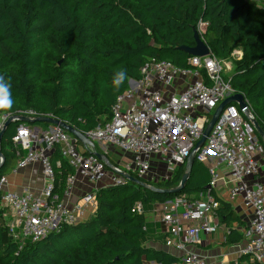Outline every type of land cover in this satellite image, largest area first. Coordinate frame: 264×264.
Instances as JSON below:
<instances>
[{
    "label": "trees",
    "instance_id": "trees-1",
    "mask_svg": "<svg viewBox=\"0 0 264 264\" xmlns=\"http://www.w3.org/2000/svg\"><path fill=\"white\" fill-rule=\"evenodd\" d=\"M200 22L206 24L203 40L217 59L229 62L234 51L242 53L229 80L249 102L264 132V8L255 0H0V76L11 83L13 101L10 107L0 105V115L34 111L85 133L102 127L111 120L112 107L129 80L140 79L146 63L169 61L190 68V56L178 48L196 45ZM152 41L160 49H152ZM120 69L127 78L116 88L112 77ZM18 126L8 127L2 137L0 179L12 160L18 162L13 143ZM254 132L264 155V141L256 128ZM95 151L101 153L96 145ZM52 163L56 192L63 200L74 170L58 149ZM185 171L183 165L166 180H139L171 190L180 185ZM210 183L209 170L196 161L180 193H158L131 180L106 185L96 191L95 212L88 219L62 225L22 249L13 240L5 241L0 217V264H180L179 257L148 247L144 215L135 206L199 198ZM212 194L221 204L220 224L228 231L225 245L241 243L243 235L233 229L240 218L214 190ZM248 261L241 256L231 264Z\"/></svg>",
    "mask_w": 264,
    "mask_h": 264
},
{
    "label": "built area",
    "instance_id": "built-area-1",
    "mask_svg": "<svg viewBox=\"0 0 264 264\" xmlns=\"http://www.w3.org/2000/svg\"><path fill=\"white\" fill-rule=\"evenodd\" d=\"M255 1L264 8V0ZM197 30L203 39L206 24L200 22ZM240 54L234 51L232 57ZM188 64L189 69H180L169 61L146 63L141 69V78L130 79L127 91L117 98L111 120L93 131L83 132L100 144V154L107 156L105 149L113 146L132 160L126 167L112 164L108 185H121L129 180L127 176L146 179L155 158L166 161L172 173L186 165L217 108L227 98L241 94L227 76L231 64L217 59L212 52L203 58L190 57ZM245 103L248 114L240 111L238 104L222 112L206 143L197 152L196 161L209 170L213 189L223 181L225 168L234 183L230 199L240 198L252 217L244 230L245 245L240 256L249 257L252 264H261L264 263V186L256 177L261 171L257 157L262 147L254 132L251 105L246 99ZM17 116L40 117L34 111L20 112ZM14 117L7 113L0 115V134ZM13 143L18 159L16 169L38 164L45 180L42 193L37 195L31 191L22 194L7 191V178L0 179L3 206L14 218L10 226L12 239L21 249L25 243L42 240L62 225L85 221L95 212V194L108 172L95 149L83 146L59 126L42 130L28 124L19 125ZM56 149L74 170L67 179L65 196L71 194L78 177L94 186L92 192L72 208L56 192L52 163ZM2 161L0 157V163ZM60 165L58 161L57 166ZM161 205L160 221L170 235L166 247L179 254L180 264H208L195 247L200 244L201 235L211 237L221 229L218 215L221 204L212 191L194 199L177 197ZM135 209L144 214L141 203H137Z\"/></svg>",
    "mask_w": 264,
    "mask_h": 264
},
{
    "label": "crops",
    "instance_id": "crops-1",
    "mask_svg": "<svg viewBox=\"0 0 264 264\" xmlns=\"http://www.w3.org/2000/svg\"><path fill=\"white\" fill-rule=\"evenodd\" d=\"M33 128L41 129L36 126ZM263 158L264 156L259 157V161L261 162V171L256 177V180L264 186ZM16 168L17 161L15 162L14 167L10 169L11 172L4 175L8 181L7 185H5V190L19 194L31 191L37 195H40L45 185V180L43 178L40 165L35 164L23 170H17ZM233 185L234 183L230 179L228 173L225 169H223V181H221L213 190L216 195L223 200V202L230 204L235 214L240 218V223H235L233 225V229L242 234L244 237V230L248 228L252 217L251 214L245 209L240 198L235 201L230 199V191ZM101 187L104 186L102 185L98 188ZM93 189V185H91L85 179L78 177L73 187V191L68 196H64L63 202L69 208H72L75 204L80 203L83 196L92 192ZM143 209V215L148 231V247L157 250H163L178 257V253H176L173 249L166 247V242L170 238V235L167 233L165 227L160 221L162 205L159 203H152L148 206H144ZM89 217L90 215L87 216V219ZM227 233L228 231L225 226L221 225L219 233L211 237L203 235L200 236V244L195 247V250L207 259L208 264H231L237 263V261L240 259V250L245 245V238L239 244L228 246L225 245ZM245 264L252 263L249 260Z\"/></svg>",
    "mask_w": 264,
    "mask_h": 264
},
{
    "label": "water",
    "instance_id": "water-1",
    "mask_svg": "<svg viewBox=\"0 0 264 264\" xmlns=\"http://www.w3.org/2000/svg\"><path fill=\"white\" fill-rule=\"evenodd\" d=\"M194 39L196 42V45L194 47H180L178 49L180 51L185 52L190 57L203 58V57H207V56L211 55L210 48L207 46L205 41L202 39L198 30L195 31V33H194ZM150 47L152 49H160V47L155 43V41L151 42ZM233 104H238L239 110L242 112H245V114H248L249 110L247 108V104L245 103V98L242 94H237V95H234L232 97H229L223 103H221V105L217 108L214 115L212 116L211 121L206 126L202 139L197 143L196 147L194 148L191 155L189 156L187 163L185 165L186 166L185 174L183 175L182 181L177 188L171 189V190H160V189H156L155 187L150 186L147 183H145L139 179H136L132 176H127V178L129 180H131L132 182L136 183L138 186H141V187H144L147 189H151V190L158 192V193L175 194V193L182 192L186 188L189 180L192 177V170H193V167H194L195 162H196L197 152L206 143L207 138L209 137L214 125L219 120L222 112L228 106L233 105ZM15 124H18V125H22V124H28V125L44 124V125H48L51 127L52 126H59V127L63 128L64 130H66L71 136L75 137L78 140V142L80 144H82L83 146H89V147L95 149V143L93 141H91L83 132H81V131L75 129L74 127L70 126L69 124H67L61 120H58L56 118H53V117H38L35 119H29L27 117L16 116L14 118H11L6 123L4 131L0 134V146H1L2 137L5 133V131L7 130V128L10 127L11 125H15ZM254 126L264 141V132L261 130V128L259 127V124L256 121H254ZM95 154L100 160H102L106 164L108 169H110V170L113 169V165L110 163L107 156L100 154L98 152ZM0 157L3 158L1 148H0ZM0 167H1V165H0ZM212 190H213V188L211 186H209L208 191H212Z\"/></svg>",
    "mask_w": 264,
    "mask_h": 264
},
{
    "label": "rangeland",
    "instance_id": "rangeland-1",
    "mask_svg": "<svg viewBox=\"0 0 264 264\" xmlns=\"http://www.w3.org/2000/svg\"><path fill=\"white\" fill-rule=\"evenodd\" d=\"M202 29L205 28V27H201ZM240 52V51H239ZM242 59V53L240 55H236L235 58H233L231 56V59L229 61V63L231 64V69L229 71V73L227 74V76L229 77L233 70H234V63L236 61H240ZM31 127H33V125H30ZM36 127H39L41 128L42 130H45L47 129L48 127H46L45 125H36ZM95 145L97 147H99V150L101 152L102 150V147L100 146V144L98 142H95ZM101 148V149H100ZM103 152V151H102ZM107 156L113 161V164L115 165H118V166H123V167H126L127 165H129L131 163V158L122 154L120 151L117 150V148L113 147V146H107V148L105 149L104 151ZM259 154L258 155V159L260 156H264L262 151L259 150ZM264 159V158H263ZM15 160H12L7 168H6V171H5V174H9L11 171L10 169L12 167H14L15 165ZM225 169V168H224ZM107 176L106 178L104 179V183L101 184L100 186H106L109 181H110V178H111V170H107ZM172 176V172L169 170V167H168V164L166 161L164 160H161V159H158V158H155L154 161H153V167H152V170L151 172L147 175L146 177V180H150V181H158V180H166L168 179L169 177ZM99 186V187H100ZM108 186V185H107ZM87 195V194H86ZM84 195L83 198L86 196ZM82 198V199H83ZM148 206V205H147ZM0 217L1 219H3V223H4V226H3V235H4V239L5 241H10V240H13L12 239V235H11V223L13 221V216L10 214V212L4 208L3 206V203L0 204ZM238 262V261H237Z\"/></svg>",
    "mask_w": 264,
    "mask_h": 264
},
{
    "label": "clouds",
    "instance_id": "clouds-1",
    "mask_svg": "<svg viewBox=\"0 0 264 264\" xmlns=\"http://www.w3.org/2000/svg\"><path fill=\"white\" fill-rule=\"evenodd\" d=\"M127 78V73L124 69H120L114 72L112 77V83L116 88H119L121 84ZM11 83L4 77L0 76V105L11 106L12 104V92Z\"/></svg>",
    "mask_w": 264,
    "mask_h": 264
}]
</instances>
